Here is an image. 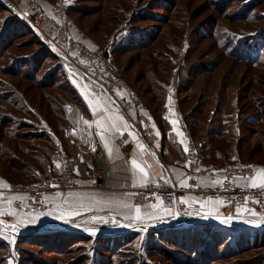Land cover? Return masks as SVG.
<instances>
[{"label":"rangeland","instance_id":"rangeland-1","mask_svg":"<svg viewBox=\"0 0 264 264\" xmlns=\"http://www.w3.org/2000/svg\"><path fill=\"white\" fill-rule=\"evenodd\" d=\"M68 4L75 37L106 50L117 75L147 100L151 110L159 106L153 103L158 99L155 80L170 87L174 80L170 90L183 100V116L194 114L187 122L196 141L213 139L220 130L227 138L215 143L229 139L230 148H236L243 138L241 149L246 160L252 159L248 163L264 162V118L261 123L249 121L253 114H261L251 99L264 95V70L241 63L237 56H259L257 63L264 66V0H68ZM14 20L8 8L0 7V155L6 153L8 134L18 130L48 135L53 145L42 144L57 150V156L79 138L77 132L68 134L70 123L78 127L82 111L73 99V83H90L49 56L38 37ZM142 42L149 47L143 49ZM204 67L211 75L202 72ZM260 106L264 109V102ZM3 166L0 158V177ZM137 207L131 205L116 216L73 215L71 220L37 228L2 216L0 264H264V247L249 249L242 242L254 237L253 230L259 227L219 225L222 235L214 238L212 224L170 228L162 216L144 220L146 209L151 211L148 206L139 207L137 219ZM30 215L27 218L34 216ZM48 226L61 229L52 232L56 236L34 232L21 236ZM66 234L85 240L72 238L67 243ZM236 244L240 253L222 256L228 246L238 250ZM213 246L218 254L208 253Z\"/></svg>","mask_w":264,"mask_h":264},{"label":"crops","instance_id":"crops-1","mask_svg":"<svg viewBox=\"0 0 264 264\" xmlns=\"http://www.w3.org/2000/svg\"><path fill=\"white\" fill-rule=\"evenodd\" d=\"M40 1L45 6H49L48 1ZM83 41L89 46L93 45L86 39ZM173 86H166L168 89L166 109L163 114H160V119L165 120L169 129L164 131L162 124L161 126L157 124L161 141L160 158L158 159L154 154L143 149L138 134L129 126L124 112L112 102L107 94L96 92L90 84L83 81L74 82L73 87L80 96L84 109L79 112L78 127L70 123L68 134L77 132L80 139H74L76 142L71 140L73 146H68L69 151L66 153L68 156L70 155L71 160L73 159V170L80 178L83 188L48 197V209L42 215L41 213H29L14 206L16 201L24 200V196L14 194L7 198L4 193H0V217L10 216L16 224L32 225L37 228L46 222L71 220L73 215L81 216V218L87 215L99 217L104 214L116 216L124 214L131 205H135L132 198L136 189L145 187L150 183L174 181L183 187L191 186L193 178L190 175L191 171L188 164L189 142L190 139L193 142L196 140L187 128L181 111L183 100L179 99L178 92L175 93L172 89L170 90V88H174ZM129 89L132 95H136L133 88ZM120 93L127 95L125 91ZM128 95L130 96V94ZM85 121L89 123H85ZM94 142L99 143L104 151L106 178L103 188L90 187L97 163L92 149ZM200 142L202 140L195 142L196 148ZM63 152L65 151L59 152L57 156L52 158V167L55 171L61 167ZM133 159L140 167L133 165ZM200 163L203 172L218 169L213 164L205 166L201 160ZM251 164L256 165V174L259 169L264 168L262 161ZM141 167L144 169L143 172L140 170ZM0 181L3 182L0 185L4 187L8 184L4 178L0 177ZM197 181L203 187H215L221 183L222 177L218 176L216 179L200 177ZM240 183L251 185L250 178L243 179ZM74 196H77V199H74ZM185 201L193 209L196 219L211 220L214 222L212 225H231L244 228L264 226V216L256 218L257 221L247 218L240 219L238 220L240 221L239 224L227 222L226 219L224 221L222 217L226 204L222 200L202 201L188 195L185 197ZM150 205L147 206L151 207V211L146 209L144 220H150L151 216L153 218L162 216V219L166 220L171 216V210L163 202L157 201ZM158 208L160 211L162 208V212L156 213ZM234 211L236 215L245 213L243 208H236ZM150 212L152 213L150 214ZM26 214L34 216L27 218ZM58 216L63 218L57 219ZM30 219L35 222L30 224L28 222ZM165 223L168 224L169 221Z\"/></svg>","mask_w":264,"mask_h":264},{"label":"built area","instance_id":"built-area-1","mask_svg":"<svg viewBox=\"0 0 264 264\" xmlns=\"http://www.w3.org/2000/svg\"><path fill=\"white\" fill-rule=\"evenodd\" d=\"M0 4L30 28L45 49L67 68L82 76L98 91L107 94L124 112L129 126L138 134L143 149L160 158L161 142L154 120L146 112L142 100L131 94L124 81L110 67L106 50L89 46L75 37L76 25L67 11L68 0H57L49 6H45L39 0H0ZM173 82L171 86L174 85ZM122 91L127 95L121 94ZM189 145L188 164L193 178L191 186L183 187L174 181L150 183L134 191L132 199L136 206L145 207L161 201L172 213L165 221L174 224L190 222L196 217L193 209L186 204L185 197L192 195L202 201H224L226 205L222 218L229 221L246 218L257 221L256 218L264 216V188L240 183L243 179L255 176V164L234 161L223 170L203 172L196 143L190 139ZM92 149L97 159V172L90 187L103 188L106 178L104 151L97 142H94ZM100 162L103 167L100 166ZM218 176L222 177V181L215 187H203L197 181L200 177L216 179ZM82 188V182L73 170L71 158L63 152L61 167L52 176L29 185L13 183H8L5 187L0 185V193H4L5 196L9 193L24 196V200L15 202V207L38 214L48 209V197ZM236 208H243L245 217L236 215L234 211Z\"/></svg>","mask_w":264,"mask_h":264},{"label":"trees","instance_id":"trees-1","mask_svg":"<svg viewBox=\"0 0 264 264\" xmlns=\"http://www.w3.org/2000/svg\"><path fill=\"white\" fill-rule=\"evenodd\" d=\"M54 2L48 1L49 5L53 4ZM0 7L3 8L4 6L0 4ZM2 10H4V9H2ZM67 11H68V13L71 14L69 6L67 7ZM158 17H160V16H158ZM15 20H14V22L18 21L22 26H25V28L27 30L29 29L31 31V34L33 33L32 30L30 28H28L24 23H22L18 18H15ZM261 34L263 35V33H261ZM150 37H151V35H150ZM142 43H143V46H142L143 49L149 47V44H147L145 42H142ZM47 53L49 56L55 57L48 50H47ZM231 53L233 55H235L234 52H231ZM237 56H238V61H240L241 63H246L248 66H250L251 68H254V69L264 70V66H261L257 63V58L259 56H257V58L255 56V58H253V59H251L250 54L249 55L237 54ZM107 58L109 60L110 67L113 69L114 67L111 66L110 57L107 56ZM114 71L117 74L115 68H114ZM202 72H205V74L208 73L206 75H211V73H212V71L209 69V67L202 68ZM163 82L160 83L159 81L155 80V83H153V85L155 86V91L158 95V99L156 98V101L154 100L153 103H155L157 106L159 105L157 108H155V110H151V108L148 106L147 100L145 98H143L137 91H136V95H137V97H139L142 100L144 108L146 107L145 110L147 109L146 112L154 120L156 126H157V124L160 126L162 124V130L166 131L169 129L168 124L165 122L164 119H162V120L160 119V114L161 113L163 114V112L166 109L165 104H166V99H167L166 84H168V83H163ZM74 91L76 92V90H74ZM162 93L164 94V97H162ZM73 99H74V101H77L76 103H78V104H80V106H82L81 107L82 109H84L83 104L80 101V96L78 95L77 92L73 95ZM263 102H264V95L263 96H253V99H251V103L253 105H255L257 108H260L261 114H253L251 117H249V121H251L253 123L254 122L261 123L263 121L264 109H262L260 106ZM183 104L184 103L182 101L181 105H183ZM220 104H221V102L219 103V105ZM224 105L225 104L223 103L222 106H224ZM148 110H150V111H148ZM196 114H197L196 120L199 121L201 119V115L203 114V111L202 110L198 111ZM193 117H194V114L193 115L189 114V115L184 117L186 124H188L187 128L189 130H190V124L187 121H189ZM157 129H158V127H157ZM190 131L193 134V130H190ZM217 131L218 132L216 133V137H213V139L210 138V140H207V141L204 139V141L197 144L200 160L205 166H209V164H213L218 168V170L219 169L223 170L231 162L240 161V162L248 163L249 161L252 160L249 157L246 160V158H245L246 156L244 155V153L242 151L243 149H241V142L243 141V138H242V140H240L238 142V146L236 148H235V146L230 148L231 142L229 141V139L226 142L223 141V142L218 143V144L215 143V141H217V140H223V139L227 138L226 134L222 133L220 130H217ZM226 133L228 136H229V134L230 135L232 134L230 129L227 130ZM262 135H264V134H262ZM207 137H209V135ZM215 138H216V140H215ZM50 140H52V138L49 137L48 135L45 136L44 134L34 133L31 131L19 132L18 130H16L14 132H11V134H8V138L5 141V144L3 146V148L5 147L6 153L0 155V158L3 160V163H4L3 175H1V178H4L9 183L10 182L11 183H15V182H18V183L27 182V183H29V182H34V181L36 182L38 180L45 179V178L50 177L53 174H55L56 171L53 170V167H52V158H53V156H56L57 150H52V149L49 150L47 144L46 145L42 144V143L51 144ZM51 145H53V143ZM262 152H263V150H262ZM249 156H253L252 153ZM259 161H262V160L257 159V162H259ZM96 171H97V163H96V169L94 170V173H93V178L95 177ZM212 229H213L212 235L214 238H219L222 235L220 233L221 231L219 230V229H221L219 225H213ZM228 229H226V231H229ZM243 231L250 232V230H243ZM253 231L256 232L254 237H253V235L252 236L250 235V236H248L247 240L242 241V242L248 248L250 247L249 249H253L255 247H264V229H262V230L254 229ZM48 234H52V235L56 236V234H54V233H48ZM48 234L34 233L32 235H34V236L46 235L47 236ZM159 234H160V232H159ZM84 237L85 236L78 235V234L76 236H74V234H66V237H65V239H63V241H66L67 243H71L70 241H67V240L68 239L71 240L72 238L82 241V240H85ZM251 241H253L252 244H251ZM237 249L238 250H234V249H231L230 246H228L227 251L225 253H223L222 256H224L225 258H230L233 255L240 253L241 249L238 248V245H237ZM210 250L212 252L211 254H215V253L218 254L217 246L216 247L213 246L212 249L209 248L208 253ZM247 251H248V249H247Z\"/></svg>","mask_w":264,"mask_h":264},{"label":"water","instance_id":"water-1","mask_svg":"<svg viewBox=\"0 0 264 264\" xmlns=\"http://www.w3.org/2000/svg\"><path fill=\"white\" fill-rule=\"evenodd\" d=\"M224 221H226V220L224 219ZM227 222H234L237 224L240 223V221H238V220H232V221L227 220ZM212 223H214V222H212L211 220L208 221V220H204V219L199 218V219H195V220L190 221V222H184L183 221V222H180L177 224L171 223L168 227H170V228H187V227L198 226V225H202V224H212ZM217 223H220V222L217 221ZM259 228L264 229V226H261ZM259 228H257V229H259ZM58 229H61V228H59L58 226H50V227L48 226V227H45V229H43L41 231H36V230L31 231V232L29 231V232L21 234V236L27 235V234H32L33 232L34 233H52L53 231H57ZM73 230H76V229H73Z\"/></svg>","mask_w":264,"mask_h":264},{"label":"snow or ice","instance_id":"snow-or-ice-1","mask_svg":"<svg viewBox=\"0 0 264 264\" xmlns=\"http://www.w3.org/2000/svg\"><path fill=\"white\" fill-rule=\"evenodd\" d=\"M85 123H89V122L88 121H85ZM102 138H103V135H102ZM109 151H111V150L109 149ZM132 163H133L134 166L140 167L137 164V162H136L135 159L132 160ZM140 170L142 172L144 171V169L142 167L140 168ZM0 183H3V182L0 181ZM250 184H251L252 187L264 188V168L259 169L258 172H257V174L255 176H253V177L250 178ZM9 187H11V186L9 185ZM157 199H159V197H157ZM154 207H156V205H154ZM41 215H42V213H41ZM136 215H137V219H140V210H139V207H137V214ZM62 218H63L62 216H58L57 217V219H62ZM29 222L30 223H34L35 221L34 220H30ZM0 223H2V222H0ZM13 227H15V226H13ZM90 231H94V229H90Z\"/></svg>","mask_w":264,"mask_h":264},{"label":"bare ground","instance_id":"bare-ground-1","mask_svg":"<svg viewBox=\"0 0 264 264\" xmlns=\"http://www.w3.org/2000/svg\"><path fill=\"white\" fill-rule=\"evenodd\" d=\"M100 166L103 167L102 162H100ZM104 168H105V163H104ZM104 184H105V183H103V185H104Z\"/></svg>","mask_w":264,"mask_h":264}]
</instances>
